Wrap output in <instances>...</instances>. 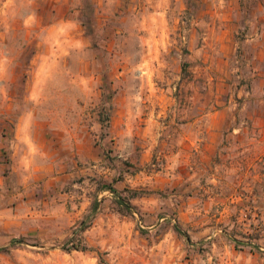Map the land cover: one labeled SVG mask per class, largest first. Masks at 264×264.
Wrapping results in <instances>:
<instances>
[{"label": "rangeland", "instance_id": "374dc122", "mask_svg": "<svg viewBox=\"0 0 264 264\" xmlns=\"http://www.w3.org/2000/svg\"><path fill=\"white\" fill-rule=\"evenodd\" d=\"M235 23L264 0H0V264H264V159L186 143L234 115Z\"/></svg>", "mask_w": 264, "mask_h": 264}, {"label": "crops", "instance_id": "0c3cea01", "mask_svg": "<svg viewBox=\"0 0 264 264\" xmlns=\"http://www.w3.org/2000/svg\"><path fill=\"white\" fill-rule=\"evenodd\" d=\"M247 27L246 38L240 52L237 71L238 78L244 80L238 90V100L234 102V115L230 120L200 116L199 127L189 136L187 146L201 156V163L207 165L215 157L216 172L228 170L229 156H257L258 162L264 159V23H235ZM244 66V68H243ZM229 126V128H228ZM232 129L231 132L226 131ZM245 141L243 149L227 147V141ZM26 141V139L24 138ZM101 146L93 144L91 150L100 155ZM230 148V149H228ZM149 148L147 151H149ZM210 158V159H209ZM96 161L95 156L88 158ZM86 159V160H88ZM81 160H83L81 158ZM254 162L250 166H254ZM223 175H216L221 181Z\"/></svg>", "mask_w": 264, "mask_h": 264}, {"label": "trees", "instance_id": "16d2710c", "mask_svg": "<svg viewBox=\"0 0 264 264\" xmlns=\"http://www.w3.org/2000/svg\"><path fill=\"white\" fill-rule=\"evenodd\" d=\"M111 115L109 113H107V120L109 122ZM102 121V120H101ZM112 191L116 192L114 189H112ZM85 229V226L82 228V230ZM74 233H76V231H74ZM189 238V237H188ZM190 239V238H189ZM23 239H12V242H19ZM70 245H68L67 249L71 250V249H77V250H88L90 249V247H88L87 245H82V241L78 240V241H71V243H69ZM0 249H4V248H0Z\"/></svg>", "mask_w": 264, "mask_h": 264}]
</instances>
